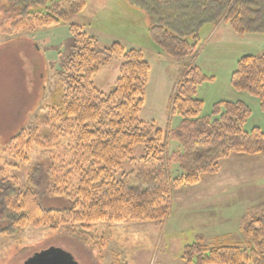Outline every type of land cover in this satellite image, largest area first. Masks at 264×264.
<instances>
[{
    "label": "trees",
    "instance_id": "obj_1",
    "mask_svg": "<svg viewBox=\"0 0 264 264\" xmlns=\"http://www.w3.org/2000/svg\"><path fill=\"white\" fill-rule=\"evenodd\" d=\"M124 1L143 13L149 39L178 63L199 49L206 26L226 22L238 36L264 33V0ZM0 5V24L10 22L6 30L11 34L68 21L83 12L87 0H0ZM69 30L73 45L63 58L58 88L39 108L44 117L0 141L1 233L16 236L27 226L57 229L65 223L160 222L170 211L172 188L195 184L202 175L215 173L219 161L231 153H264V129L245 127L251 115L245 102L222 100L210 114L199 116L203 101L191 95L206 78L196 67L184 65L172 96L173 110L181 121L168 133L183 152L173 157L179 174L171 175L165 133L146 129L137 117L149 72L143 51L119 42L99 47L80 25L70 23ZM112 58L119 61L118 76L113 89L105 93L94 84L93 76ZM230 84L257 98L264 124V46L260 54L237 60ZM57 138H65L69 171L55 166V154L29 163L34 146H47ZM138 145L143 152L136 157ZM12 169L26 173L20 178ZM70 171L76 177L74 185L67 178ZM50 199H58L61 207L42 203ZM241 229L242 245L198 234L184 245L179 258L184 264H264V207L257 216L247 218ZM112 264L128 263L116 258Z\"/></svg>",
    "mask_w": 264,
    "mask_h": 264
},
{
    "label": "rangeland",
    "instance_id": "obj_2",
    "mask_svg": "<svg viewBox=\"0 0 264 264\" xmlns=\"http://www.w3.org/2000/svg\"><path fill=\"white\" fill-rule=\"evenodd\" d=\"M2 14L0 5V23ZM70 23L80 25L82 31L94 36L99 47L119 42L125 48L143 51L149 72L137 117L146 129H161L165 133V154L171 175L179 174L173 157L183 152L178 140L168 133L181 121L173 110L172 96L184 65L196 67L206 78L191 95L203 101L199 116L210 114L216 102L240 100L251 109L245 127L264 129L257 98L230 84L237 60L243 55L261 53L264 33L238 36L226 22L206 26L199 49L178 63L149 39L143 13L133 11L124 0H87L80 15L50 26L10 34L6 30L10 22L0 24V141L44 117L39 108L58 88L63 58L73 45ZM118 65V59L112 58L93 76L94 84L103 92L113 89ZM43 131L49 132L48 126H43ZM59 138L49 140L47 146H34L28 154L29 163L55 154L56 158H52L55 166L69 171L66 168L69 150L63 149L65 138ZM142 152V145L135 147L136 157ZM123 168L130 169V166ZM12 171L20 178L26 173L25 169ZM74 175L72 171L67 175L72 185L76 183ZM42 203L52 208L62 205L58 199L42 200ZM262 207L264 153H231L219 161L215 173L202 175L195 184L172 188L170 211L160 222L99 221L85 226L65 223L57 229L46 225L27 226L16 236L0 232V264H22L35 252L49 247L71 253L78 264H112L116 258L128 264H184L179 258L182 249L195 241L198 234L207 240L224 237L242 245L245 240L242 224L245 219L257 216ZM69 229L82 236L68 232Z\"/></svg>",
    "mask_w": 264,
    "mask_h": 264
},
{
    "label": "water",
    "instance_id": "obj_3",
    "mask_svg": "<svg viewBox=\"0 0 264 264\" xmlns=\"http://www.w3.org/2000/svg\"><path fill=\"white\" fill-rule=\"evenodd\" d=\"M22 264H78L73 255L61 248L49 247L35 252Z\"/></svg>",
    "mask_w": 264,
    "mask_h": 264
},
{
    "label": "crops",
    "instance_id": "obj_4",
    "mask_svg": "<svg viewBox=\"0 0 264 264\" xmlns=\"http://www.w3.org/2000/svg\"><path fill=\"white\" fill-rule=\"evenodd\" d=\"M263 208V207H262ZM246 220V219H245Z\"/></svg>",
    "mask_w": 264,
    "mask_h": 264
}]
</instances>
